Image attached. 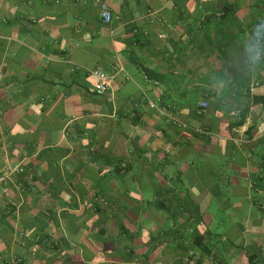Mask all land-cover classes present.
Segmentation results:
<instances>
[{"label":"crops","instance_id":"1","mask_svg":"<svg viewBox=\"0 0 264 264\" xmlns=\"http://www.w3.org/2000/svg\"><path fill=\"white\" fill-rule=\"evenodd\" d=\"M0 175V264H264V0H0Z\"/></svg>","mask_w":264,"mask_h":264},{"label":"built area","instance_id":"2","mask_svg":"<svg viewBox=\"0 0 264 264\" xmlns=\"http://www.w3.org/2000/svg\"><path fill=\"white\" fill-rule=\"evenodd\" d=\"M101 16L105 22H111L112 20V13L106 3H103L101 5ZM90 73L97 79L95 85L96 92L98 94L106 93L111 87L112 76L100 67H95L94 69H91ZM147 105L150 108L156 109L159 113L165 115L171 123L178 125L179 127L191 129L194 133L197 134H204L211 137L215 135L212 131L208 129L202 127H191L188 123L181 121L178 117L171 114L166 107L160 106L154 101H148ZM207 106L208 103L206 101H203L201 103V108H206ZM15 170H17V168ZM3 179L4 177L0 175V181H2Z\"/></svg>","mask_w":264,"mask_h":264},{"label":"trees","instance_id":"3","mask_svg":"<svg viewBox=\"0 0 264 264\" xmlns=\"http://www.w3.org/2000/svg\"><path fill=\"white\" fill-rule=\"evenodd\" d=\"M240 112H241L240 113V120L236 123L237 125H240V124L244 123L246 114L248 113V107H245V108L241 109ZM253 128H254V126L250 127L249 130H248V133L250 134V136H251V131H252Z\"/></svg>","mask_w":264,"mask_h":264}]
</instances>
